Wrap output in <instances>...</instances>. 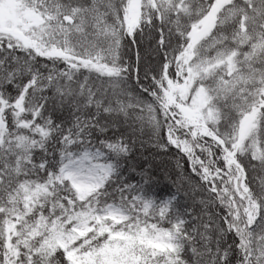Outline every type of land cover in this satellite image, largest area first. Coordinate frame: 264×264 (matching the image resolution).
Instances as JSON below:
<instances>
[{"label":"snow or ice","instance_id":"obj_1","mask_svg":"<svg viewBox=\"0 0 264 264\" xmlns=\"http://www.w3.org/2000/svg\"><path fill=\"white\" fill-rule=\"evenodd\" d=\"M0 264H264V0H0Z\"/></svg>","mask_w":264,"mask_h":264}]
</instances>
